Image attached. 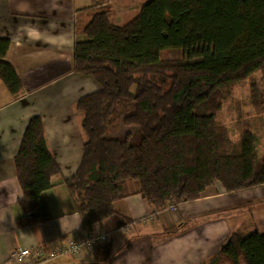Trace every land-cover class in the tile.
Wrapping results in <instances>:
<instances>
[{"label":"trees","instance_id":"16d2710c","mask_svg":"<svg viewBox=\"0 0 264 264\" xmlns=\"http://www.w3.org/2000/svg\"><path fill=\"white\" fill-rule=\"evenodd\" d=\"M76 17L74 71L99 85L75 103L83 154L64 178L85 230L116 212L114 203L132 193L129 184L157 210L204 197L216 183L225 191L264 184L252 118L238 135L218 118L232 87L264 70V0H146L123 24L106 1ZM9 45L0 36V81L17 96L21 80L3 59ZM171 48L182 58L162 60ZM253 100L264 124V97ZM14 163L26 213L17 226L49 220L41 194L60 168L40 116L30 118ZM110 255L107 243L93 258ZM243 263L264 264V231L232 232L204 264Z\"/></svg>","mask_w":264,"mask_h":264},{"label":"crops","instance_id":"0c3cea01","mask_svg":"<svg viewBox=\"0 0 264 264\" xmlns=\"http://www.w3.org/2000/svg\"><path fill=\"white\" fill-rule=\"evenodd\" d=\"M106 1L116 20L121 8L128 16L137 10L135 0H122L121 7L112 0H0V36L10 39L3 59L12 64L22 84L14 96L0 81V180L16 179L14 157L33 116H40L60 168L51 176V187L41 194L49 220L18 227L16 219L26 213L19 202L10 205L11 217L0 224L2 262L17 247L63 246L88 232L64 184L83 154V114L75 103L99 88L92 76L74 71L76 12ZM82 19L87 15L82 14ZM128 187L132 193L114 203L116 212L91 230L108 235L111 255L107 261L94 260L98 247H86L78 256L64 253L43 264H142L144 257L145 264H150L151 253L169 241L195 257L197 264H204L232 232L264 231V184L225 191L216 183L215 190L204 197L161 210L136 193L135 186ZM0 195L6 198L8 193L0 189Z\"/></svg>","mask_w":264,"mask_h":264},{"label":"rangeland","instance_id":"374dc122","mask_svg":"<svg viewBox=\"0 0 264 264\" xmlns=\"http://www.w3.org/2000/svg\"><path fill=\"white\" fill-rule=\"evenodd\" d=\"M112 1H115L114 3H118L117 7H121L123 5V3L120 2L122 0ZM135 1L138 5L139 3L144 2L146 0ZM136 12L137 10H132L129 17L128 11L121 8L120 11L117 12V21L120 24H123ZM182 56L183 51L179 48L164 49L160 52V57L164 61L181 59ZM260 97H264V70L257 71L253 76L248 77L241 83L232 87V89L228 93V96L223 102V106L218 116L219 120H222V122L227 126L229 132L234 133L235 130V133L237 135L241 133V131H243L245 127L244 120L247 119L248 116H250L252 118V121L251 125L249 124V126L252 129L257 130L255 143L259 152L264 151V124L262 117L254 116L255 113L253 114V112L257 110L255 106L251 104V101L253 99H260ZM250 109L251 113L249 112ZM174 128L175 123L170 124L163 132H160L156 136L166 135L169 131L173 130Z\"/></svg>","mask_w":264,"mask_h":264},{"label":"built area","instance_id":"2783aa9c","mask_svg":"<svg viewBox=\"0 0 264 264\" xmlns=\"http://www.w3.org/2000/svg\"><path fill=\"white\" fill-rule=\"evenodd\" d=\"M168 207L174 209L175 204L169 203ZM107 242L108 235L106 233L88 231L77 239L69 240L63 246L53 248L45 246L17 247L10 252L9 260L6 263L0 261V264H43L64 253L78 256L86 247L93 249L99 248L107 244Z\"/></svg>","mask_w":264,"mask_h":264},{"label":"clouds","instance_id":"9594fccd","mask_svg":"<svg viewBox=\"0 0 264 264\" xmlns=\"http://www.w3.org/2000/svg\"><path fill=\"white\" fill-rule=\"evenodd\" d=\"M0 189H4L8 193L6 198L0 195V224H2L6 217H11L10 205L18 204L19 200L24 199L25 193L18 177L15 180H0ZM206 243H214V241H206ZM150 256V264H197L196 258L187 254L183 249L176 247L174 241L165 243L151 253ZM142 264H145V257Z\"/></svg>","mask_w":264,"mask_h":264},{"label":"water","instance_id":"95a60500","mask_svg":"<svg viewBox=\"0 0 264 264\" xmlns=\"http://www.w3.org/2000/svg\"><path fill=\"white\" fill-rule=\"evenodd\" d=\"M31 215H32V216H35V217H37V216H38L37 214H34V213H32Z\"/></svg>","mask_w":264,"mask_h":264}]
</instances>
